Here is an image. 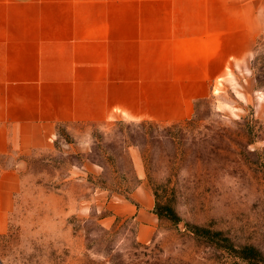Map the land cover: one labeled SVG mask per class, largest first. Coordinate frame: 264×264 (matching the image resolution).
<instances>
[{
	"label": "rangeland",
	"instance_id": "374dc122",
	"mask_svg": "<svg viewBox=\"0 0 264 264\" xmlns=\"http://www.w3.org/2000/svg\"><path fill=\"white\" fill-rule=\"evenodd\" d=\"M22 161L0 264H264V34L189 119L61 126Z\"/></svg>",
	"mask_w": 264,
	"mask_h": 264
},
{
	"label": "crops",
	"instance_id": "0c3cea01",
	"mask_svg": "<svg viewBox=\"0 0 264 264\" xmlns=\"http://www.w3.org/2000/svg\"><path fill=\"white\" fill-rule=\"evenodd\" d=\"M262 34L264 0H0V234L19 164L59 127L185 121ZM133 196L147 243L152 205Z\"/></svg>",
	"mask_w": 264,
	"mask_h": 264
}]
</instances>
